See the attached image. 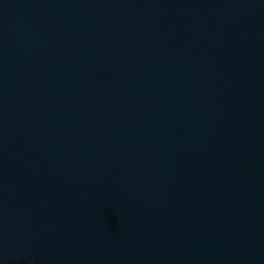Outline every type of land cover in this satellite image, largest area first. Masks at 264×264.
<instances>
[{"label":"water","instance_id":"water-1","mask_svg":"<svg viewBox=\"0 0 264 264\" xmlns=\"http://www.w3.org/2000/svg\"><path fill=\"white\" fill-rule=\"evenodd\" d=\"M0 264H264V0H0Z\"/></svg>","mask_w":264,"mask_h":264}]
</instances>
